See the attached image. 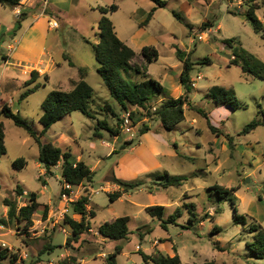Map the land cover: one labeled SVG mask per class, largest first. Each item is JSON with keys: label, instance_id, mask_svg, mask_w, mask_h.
<instances>
[{"label": "rangeland", "instance_id": "1", "mask_svg": "<svg viewBox=\"0 0 264 264\" xmlns=\"http://www.w3.org/2000/svg\"><path fill=\"white\" fill-rule=\"evenodd\" d=\"M90 1L51 0L53 7L62 10L63 14L56 8L50 13L45 0L40 7L27 10L28 13L37 11L52 14L51 20L59 22L58 28L48 31L45 46L52 49L57 61L65 64L52 72L50 81L39 78L31 84L28 82L32 78V71L38 72L36 78L40 76V71L35 67H21L17 81L8 85L11 94L7 98V106L11 104L14 111L20 110L22 117L36 131L42 130L44 127L39 119L44 112L42 103L48 93L53 89L71 90L77 81L75 76L79 77L80 65L87 69L86 80L95 90V102L91 106L94 118L80 111L65 115L48 129L43 141H52L63 150H70L73 159L81 156L94 172L93 179L84 183L89 184L90 188L84 184L72 186V200H63L62 188L66 183L61 163L52 168V173H48L46 166L39 160V146L34 138L24 128L15 125L12 119L1 116L0 122L4 123L6 133L7 153L0 158V216L5 213L3 200L7 196L24 205L29 194L37 192L41 201L57 202L53 203V207H57L55 212L63 213L67 205L68 212L65 215L72 216L75 213L73 201L87 194L96 211V216L92 218L93 229L116 216L130 217L129 228L132 233L129 238L111 240L112 243L117 241L123 248L118 255L119 264H143V254L155 251L151 250L155 244L164 250L172 247L178 249L183 264H201L211 260L216 264H264V258H255L247 246L253 237V233L249 231L250 226L260 223L264 227V125H259L247 134L242 133L248 123L262 116L260 111H264V80L245 73L241 66H229L231 48L225 42V39L237 38V42L264 62V38L254 30L247 17V11L253 4L258 17L264 22V0H163L167 2L166 7H158L154 20L146 28V32L140 34H136L135 29L146 19L144 15L153 6H157L154 0ZM113 2L119 5V9L113 16H109L118 27V36L129 39L131 47L136 51L141 44L154 45L159 50V59L149 65L148 73L151 77L165 85L162 77L173 68L170 74L179 81V69H176V65L182 66L183 61L176 55V47L188 51L187 55L195 63L191 71L194 80L190 89L194 103L189 98L188 104H192V107L188 105L190 108L186 111V120L180 123L179 128L164 132L158 117L150 113L155 110L146 113L136 108L133 109L134 113L128 110L135 119L134 135L124 130L122 114L127 110L110 95L97 72L98 62L92 44L86 41L99 40L98 22L101 13L92 9L90 3L105 6ZM18 10L21 13L26 11L0 2V28H18ZM21 23L27 26L29 21L22 20ZM201 32L206 33V38L202 41L196 36V33ZM21 34L15 40H20ZM13 37L7 33L4 38L7 42L3 44L5 48L15 41L12 40ZM185 54L183 55L187 56ZM206 57L211 58L212 63H198ZM65 59L71 60V63L73 61L75 66L67 65ZM133 63L144 67L140 53ZM129 74L136 81L145 80L143 74L135 70H130ZM44 76H48V73ZM35 85L38 88L34 93L27 97L21 96ZM215 85L230 89L237 97L239 109L232 111L208 97L210 87ZM151 98L152 107L158 108L162 101L154 96ZM107 104L114 107L118 117L106 109ZM210 118L215 123L224 119V123L219 126L232 138H228V150L218 146L216 152H211L215 134L209 128ZM100 120H106L117 133L100 126ZM144 125L150 126L151 131L147 140L139 141L140 130ZM219 130H222L221 127ZM162 138L177 142L184 155L179 158L158 155L162 165L156 167L154 172L163 174L166 169L169 174L187 176V180L180 186L164 187V179H157L151 171L137 169L138 159L130 147L134 143L136 147L142 143L146 144L147 151H151L152 142L156 139L162 143ZM130 139L134 143L126 144ZM157 148L162 152L166 151L164 145ZM215 153H218L217 159ZM19 157L26 159L27 163L23 168L14 166V161ZM116 178L124 182L141 181L142 184L126 191L112 202L109 194L121 191ZM215 184L225 187L240 185V189L236 198L229 196L220 199L214 190L209 189ZM19 185L27 191L24 198H18L15 193ZM151 196H154V203H151ZM260 196L262 200L259 199ZM232 199L235 200L238 214L246 217V224L235 221ZM144 203H163L162 205L167 206L165 218L179 213L176 222L163 227L158 218L152 219L145 209L147 205L143 206ZM44 216L43 210L36 213L34 224H40L38 220L44 219ZM45 226H38L37 230L43 231L37 233L35 225L25 229L23 226L17 227L15 223L10 231L12 234L4 238L8 247L0 248L8 249L10 258L14 262L22 260L21 264H30L38 257L46 263L57 259L54 264H58L60 255L65 252L67 237L71 235V227L63 220L49 221ZM61 226L67 229V234L62 231ZM215 227H221L222 230L216 231ZM93 233L90 231L79 243L71 246L72 254L91 257L113 248L112 244L97 242ZM49 243L57 246L55 251L42 254L45 245ZM31 253L35 256L32 257ZM15 254L17 260L14 258ZM25 254L28 255L25 257Z\"/></svg>", "mask_w": 264, "mask_h": 264}, {"label": "trees", "instance_id": "2", "mask_svg": "<svg viewBox=\"0 0 264 264\" xmlns=\"http://www.w3.org/2000/svg\"><path fill=\"white\" fill-rule=\"evenodd\" d=\"M157 6L153 7L148 13L146 19L141 22V25H147L153 18L155 11L158 7H166L167 2L163 0H154ZM3 4H9L12 6H18L21 4V0H0ZM97 9L102 14L98 28H99V40L91 42L94 49L95 58L98 62L97 72L103 79L106 87L109 90L110 95L120 104L124 110L141 109L143 111L150 112L152 110V98L154 96L159 98L165 95L163 85L148 73V66L159 59V51L153 45L144 46L141 49V56L144 58V67L134 64L133 60L137 56V51L125 43L117 34L114 22L110 18L109 14L116 12L119 9V5L112 3L106 6H98ZM177 16L178 14L174 12ZM28 11H22L19 15V26L21 28V21L26 18ZM247 17L252 22L254 30L261 34L264 38V22L258 17L256 13V6L250 5L247 11ZM18 28H14L9 33L13 36L16 35ZM237 38L225 39L227 45L231 48V59L229 66L236 65L241 66L245 73L264 80V62L257 58L254 54L245 49L240 42H237ZM184 52L178 50V56L183 61V71L181 73V82L185 87L186 93L178 98H167L163 100L159 107L150 112L152 115L158 117L161 125L171 131L175 129L182 121L185 120V104L189 103L190 89L192 86L191 71L194 69L195 63L191 60L190 55H183ZM186 55V54H185ZM210 64L211 58L206 57L201 62ZM145 68V69H144ZM130 70H135L142 73L145 80L142 82L136 81L129 74ZM80 79L74 82V86L71 90L53 89L51 90L45 100L42 103L44 110L39 121L42 123L44 129L41 132L36 131L29 122L24 119L20 111L14 112L9 106L4 105L0 109V116H4L13 120L15 125L24 128L38 143L39 145V160L47 168L48 173H52V168L58 166L61 163L62 176L64 183H68L71 186L81 185L85 181H91L93 179L94 172L91 167L83 160L73 159V154L70 150H63L60 146L55 145L52 141L42 142V137L46 134L48 129L65 115L71 114L74 111H80L89 117H93L91 106L95 102V90L93 86L86 80L87 69L85 67L79 68ZM37 71H32V78L28 82L31 84L36 81ZM48 79V76H45ZM38 88L35 85L32 88L27 89L22 97L34 93ZM207 96L210 97L217 104H223L232 110L239 109V102L235 94L224 86L215 85L212 86ZM192 107V104L189 105ZM106 109L111 111L116 117L119 114L114 107L107 104ZM200 113H203L201 109H198ZM262 116L260 118H254L248 123L243 132L244 134L256 129L259 125H264V111H260ZM134 113V111H133ZM149 113V115H151ZM206 115V114H204ZM99 125L110 130L112 133H117V130L111 128L106 120L99 121ZM210 129L220 134L221 131L210 124ZM151 130L150 126L144 125L141 128L140 133L143 135ZM231 138L230 135H227ZM232 140V138L230 139ZM134 140L130 139L126 144H133ZM126 145L123 147L125 148ZM7 153L6 145V133L4 123L0 122V158ZM26 159L19 157L14 161V166L17 168H23L26 165ZM157 179H164L166 182L161 183L166 186H180L186 180L187 177L183 175H172L168 172L155 173ZM115 181L123 188L121 191H117L113 194H109L112 202L117 200L123 195V192L138 188L142 183L141 181L124 182L118 178ZM240 186L225 187L220 184H216L210 187V190H214L220 199H225L229 196L236 198V193ZM62 191L70 193L69 188H62ZM15 193L17 196H21L24 190L19 185ZM29 200L25 205L20 206L18 201L12 199L10 196L4 198L3 203L9 208L7 217H0L1 224L16 223L17 227H24L28 229L34 225V215L43 206L44 214L46 217L49 206L42 204L38 201V193L31 192ZM232 206L234 209V218L237 223L246 224V217L238 214V208L235 200L232 199ZM90 204V197L82 195L77 200L73 201L74 211L81 215V219L77 220L70 215L65 216V223L71 227V235L67 237L65 246L73 247L75 243H79L86 234L90 233L91 218L95 216L94 212H88L87 206ZM146 211L152 216L162 221L163 227H167L168 223L176 222L179 213L171 214L168 218H165L166 206L162 204L150 205L146 208ZM130 217L128 215H122L112 220H107L98 227V232L101 236L110 240H124L128 239L132 233L129 228ZM191 221V219H190ZM22 225V226H21ZM216 231H221V227H215ZM250 233H253L252 241L247 244L248 249L252 255L257 259L264 258V227L260 223H254L250 226ZM27 244L26 242H24ZM56 245L49 243L45 245V251L42 252H54ZM174 255H165L163 253H157L155 255L143 254V260L146 264H183L178 250L175 248ZM123 248L121 245H117L113 252L109 253L105 257V264H118V255L121 254ZM9 257L8 249L0 248V260ZM17 260V254L14 255ZM14 262V259H11ZM30 264H50L38 257L34 262ZM58 264H81L78 255H68L58 262ZM185 264H199V263H185ZM201 264H216L214 260L206 261Z\"/></svg>", "mask_w": 264, "mask_h": 264}, {"label": "crops", "instance_id": "3", "mask_svg": "<svg viewBox=\"0 0 264 264\" xmlns=\"http://www.w3.org/2000/svg\"><path fill=\"white\" fill-rule=\"evenodd\" d=\"M87 1L91 2L90 0H87ZM48 2L50 4V5L48 4L50 13H52L54 11V8H56L55 10H58L61 14H63L62 10H59L55 6L53 7V2L51 3V0H48ZM41 3L43 4V0H21V4L18 5L17 8H19V7L20 8H24V10H26V11L28 9L29 10H34L36 6L40 7ZM90 6H91L92 9L96 10L97 7L101 6V5L100 4L97 5V4H94V3H90ZM102 6H104V5H102ZM153 7H155V6H153ZM156 12L157 11H155L154 14H156ZM114 13H111L109 15L113 16ZM148 13H147V15H148ZM147 15L146 16L144 15V17L146 18ZM101 16H102V14H101ZM52 17H53L52 14L51 15L50 14H43L42 12H37V11L28 13V15L26 16L24 21H29V24L27 26H25V25H23V23H21V29L19 31H17L16 35L12 39V40H15V38L18 36V34L22 33L20 40H15L12 43L10 42L7 45L6 48L4 47L3 44L6 43L7 40L4 39V38L7 35V33H9V31L12 30V28H10V29L5 28V30L0 28V109L4 105H7V103H8L7 98H9V96L11 94V91L8 90V85L11 82H16L17 81L18 72L20 70H22L21 67H23V69L24 68L25 69H27V68H32L33 69L35 67L36 69H38L40 71V76L37 78V80L39 78H44L45 80L50 81L52 79V75H51L52 72H54L58 67H62L65 64L63 62L57 61L55 59L54 54L52 53V49L49 48V47L47 48L45 46V43H46V40H47V36H48V31L50 29H53L50 26V21H51ZM100 18H99V20H100ZM153 20H154V17L150 20L148 25H144V26H142L141 23H140L138 25V27H136L135 33L136 34H138V33L140 34V33L146 32V28L152 23ZM217 27L220 29V25H218ZM115 28H116L117 34L120 36V33H119L117 25L115 26ZM121 39L125 43H127L129 46H131L130 43H129V39H123V38H121ZM173 45H175V44H173ZM144 46H147V45H144V44L138 45L139 49L137 50V56L139 55V53L141 52V49ZM178 50H182V49H180L179 47H176V55L177 56H178ZM187 50H189V49H187ZM182 52H184V54L186 53V55H187L188 51L182 50ZM141 58L144 60V58L142 56H141ZM65 61H67V65L75 66V63L73 61H72V63H71V60H69V59H67V60L65 59ZM9 66H11V67H9ZM80 66L82 67L83 65L81 64ZM149 69H150V66H148V71H149ZM176 69H179V81H176V79H174V77L170 74L174 70L173 68H170L169 72H167L166 75L162 77V80L165 82V85H163L161 83L163 85V87H164L165 95L164 96H160L159 97V101L166 100L167 98H178V97H180V96H182V95H184L186 93L185 87L183 86V84L181 82V78H180L181 77V73L183 71V65L182 66L181 65H176ZM45 73H48V79H46V77L44 76ZM78 76L79 77L75 76L76 80L80 79V72H78ZM200 78H201V76H200ZM191 79L194 80V78H192V77H191ZM22 94H21V96H22ZM189 98L191 99V102L194 103L191 95L189 96ZM208 103H211V102L208 101ZM188 105L189 104L186 103L185 106H184V108H185V120H186V111L190 108ZM218 105H222V104H218ZM8 106L11 107V109L14 111L13 106L11 104H8ZM229 109H231V108H229ZM16 111H20V110L15 109L14 112H16ZM232 111H234V110H232ZM210 120H211V118H210ZM193 122L195 123V121H193ZM208 123H209V121H208ZM220 123L223 124L224 123V119H221ZM220 123H217V122L215 123L212 120L209 123V128H210V124H211L215 128H217L218 130L220 129V127L223 130V131L220 130L221 133L218 135V134L214 133L210 129L215 134V139L212 142L213 143V151H211L213 153L216 152L218 146L222 147L223 150H228L227 143L229 141H228L227 135H229V134L226 133L225 129H223L222 126H219ZM179 126H180V124L176 128H179ZM42 130H37V131L41 132ZM162 130L164 132L165 131H169V130L165 129L164 127H162ZM150 131H148L147 133H144L143 135H141L139 141H142L143 139L147 140L148 139V135L150 134ZM47 132H46V134H47ZM45 135L42 137V142H44L43 140L45 138ZM156 136L158 137V134ZM6 145H7V141H6ZM160 145L161 146L164 145L166 147V151L165 152H162L160 149L157 148ZM150 147L151 148L153 147L151 149V151H147L146 144L140 143L139 146L136 147L135 143H134L130 148H131V150L133 152L136 153V156H137V159H138V162H137L138 167H137V169L141 168L142 170H144L146 172H150L151 171L152 174L160 173V172H154V169L156 167L162 165V163L157 158L158 155H165V156H168L170 158H179V157H182L184 155L182 149H180V146L177 144V142H170L169 140H167L165 138H162V143H160L159 140L155 139L152 142V144L150 145ZM217 154L218 153H215V159L218 158ZM262 158L264 159V153H262ZM76 160H83V158L81 156H78L76 158ZM164 172H167V170L165 169ZM183 176H185V175H183ZM85 182H83L82 184H84ZM84 185L86 187H89V184H84ZM213 186H211V187H213ZM119 187H120L121 190H123V188L120 185H119ZM26 194H27V191L24 190L23 195L18 196V198H24V195H26ZM123 194H125V192H123ZM259 199L262 200L263 198L260 196ZM27 201L24 202L23 204L25 205L27 203ZM38 201L41 202L42 204H47L49 206V210H48V215L44 219H39L38 220V221L41 222L40 224H36V223L34 224L35 227L38 228V226H41V225L43 227L49 221L50 222H55V221L59 222V221H62V220L64 221L63 216H62L63 213H61V212L57 213L58 211L55 212L57 210V207L54 208L53 207V203L57 204L56 201H54V202L53 201L43 202V201L40 200L39 194H38ZM151 203H154V196H151ZM144 205H147L146 208L148 206H150L149 203H144L143 206ZM152 205H154V204H152ZM20 206H22V204ZM58 206H59V204H58ZM43 209H44V207L42 206L39 209V211L37 212V214H39L40 211L43 210ZM8 210H9V208L7 206H5V208H4L5 213H4V215H2L0 217H7L8 216ZM87 210H88V212L93 211L95 216H96V211H95V209L93 208V206L91 204H89L87 206ZM72 217L77 219V220L81 219V215H79L76 212L74 214H72ZM94 217H92V218H94ZM116 217H119V216H116ZM116 217H114V218H116ZM92 218H91V229H90V231L94 232L93 235H95L96 241L97 242H101V243H105L107 245L108 244H112L111 246L113 248L110 251H108V252L102 251V252H99V253H96V254L92 255L91 257H89L88 255H80L79 256V260H80L81 264H105V257L109 253L113 252L115 247L117 245H119V243L117 241L112 243L110 239H106V238H104L103 236H101L99 234L98 227L101 224H103L105 221H103L102 223L98 224L96 226V229H93L92 228L93 227L92 226ZM155 218L156 217H152V219H155ZM38 221H36V222H38ZM14 224H15V222L14 223H9V224L6 225V229H4V230L1 229L0 230V240L1 241L5 242L4 238L8 234H12V233H10V231L12 230V225H14ZM87 235L88 234H86L85 237ZM147 236L148 235H146V237ZM25 246L27 247V245H25ZM64 248H65V252L60 255L59 260L64 258V257H66V256H68V255H72V252H71L72 248L71 247L68 248V247H66L64 245ZM151 250H155V251H152V253H146V254L155 255L157 253H163L165 255H174V253H175L173 247L171 249L164 250V249H162L161 246H157L156 244L154 246H152ZM31 255H32V257L35 256L33 253H31ZM55 260H57V259L49 260V263L50 264H54ZM21 263H23L22 260H18L16 262H12L10 256L7 257L6 259L0 260V264H21ZM131 264H139V263H131ZM143 264H146V263L144 262Z\"/></svg>", "mask_w": 264, "mask_h": 264}, {"label": "built area", "instance_id": "4", "mask_svg": "<svg viewBox=\"0 0 264 264\" xmlns=\"http://www.w3.org/2000/svg\"><path fill=\"white\" fill-rule=\"evenodd\" d=\"M45 5H48V0H45ZM21 12L18 10V14H20ZM50 26L53 28V29H55V28H58L59 27V22L58 21H56V20H51L50 21ZM196 36H197V39L198 40H200V41H202V40H204L205 38H206V33H204V32H201V33H196ZM194 84V83H193ZM152 109L153 110H156L157 109V106H153L152 107ZM134 116H133V113L131 112V111H125L123 114H122V126L124 127V130L126 131V132H131V133H133V135H134V132H133V130H134V125L133 124H135V122H134ZM65 188H69V189H71L72 188V186L70 185V184H66L65 185ZM61 196H62V198H63V200H65V201H69V200H72L71 199V197H70V193H67V192H63L62 194H61ZM65 212H68V207H67V205H65V207H64V209H63V214H62V216H63V219L65 220ZM66 224V223H65ZM44 227H46V226H44ZM36 229V231H37V233H40L41 231H43V230H41V231H38L37 230V227H35ZM1 229H6V225L5 224H1L0 223V230ZM45 229V228H44ZM61 229H62V231L65 233V234H67V229L65 228V227H63V226H61ZM70 231H71V229H70ZM0 246H2V247H8L7 246V244L5 243V242H3V241H1L0 240ZM140 248V246H138V249ZM28 254H25V257L27 256Z\"/></svg>", "mask_w": 264, "mask_h": 264}]
</instances>
